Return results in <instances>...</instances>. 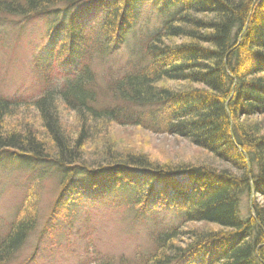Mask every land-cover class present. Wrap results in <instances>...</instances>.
Here are the masks:
<instances>
[{"label": "trees", "instance_id": "trees-1", "mask_svg": "<svg viewBox=\"0 0 264 264\" xmlns=\"http://www.w3.org/2000/svg\"><path fill=\"white\" fill-rule=\"evenodd\" d=\"M146 1L156 25L138 20ZM84 16L98 17L96 27L87 30ZM39 17L59 20L57 27L44 20L40 95L0 97V153L24 170L58 172V201H90L127 186L131 210L141 215L135 220L171 210V225L146 224L153 248L138 264H264V206L254 198L264 197V0H0V22ZM118 51L125 62L114 59ZM101 92L110 101L98 105ZM17 109L33 112L28 123L11 115ZM115 126L180 137L238 175L208 165L152 166L114 150ZM30 195L0 234V264L15 261L38 227ZM242 195L251 198L244 215Z\"/></svg>", "mask_w": 264, "mask_h": 264}, {"label": "rangeland", "instance_id": "rangeland-1", "mask_svg": "<svg viewBox=\"0 0 264 264\" xmlns=\"http://www.w3.org/2000/svg\"><path fill=\"white\" fill-rule=\"evenodd\" d=\"M154 14L155 9L149 1H146L138 20L141 24L153 22L156 25L160 21H156ZM53 18L39 17L28 21L1 19L0 97L7 100L17 98L21 101L22 99L32 100L40 95L41 80L38 76L41 72L35 65L41 56L48 54V30L44 20H50L57 27L59 20H53ZM97 18L96 16L82 17L87 30L96 27ZM123 57L124 53L118 51L114 59L118 63H123L125 62ZM96 64L103 69L102 65ZM97 75L99 85L104 86L103 72L98 70ZM60 83L61 80L54 82L55 85ZM107 96L104 93L98 96L97 104L109 102L110 98ZM15 112L11 115H15L13 117L21 121L19 123H28L24 120L33 116L32 111L23 112L17 109ZM60 116L63 120L67 119L66 111ZM260 120L264 122L263 117ZM111 129L110 134L114 140L115 151L135 154L147 160L152 166L208 165L213 169L230 170L238 175L236 170L227 167L219 159L217 161L180 137L135 127L115 126ZM8 153H0V234L5 233L14 220L17 207L30 193L28 198L31 199L28 203L35 202L34 208L38 219L36 231L28 237L27 242L17 254L16 260L9 264H104L111 259L116 260L113 264H118V258H121L123 264H138L140 258H145L146 251L153 248L150 237L146 235L148 227L146 224L160 226L172 224V212L169 209L151 214L145 213L135 220L134 216L138 215L139 211L135 207L131 210L129 202L132 200L127 186L90 201H82L80 198L72 199L69 204L64 199L58 201V172L55 174L52 169L40 166H35L36 168L30 171L24 170L18 162L8 159ZM90 154L93 153L89 151L82 153L85 159ZM91 165L89 166L95 167ZM41 170L45 174L43 177H38L37 174ZM254 198L261 207L264 206L263 196L257 195ZM240 199L238 206L244 215L251 198L242 195ZM56 200L58 201L57 211L52 214L53 219H48ZM50 228L55 231L52 234L54 238L43 240L39 237L42 231Z\"/></svg>", "mask_w": 264, "mask_h": 264}]
</instances>
